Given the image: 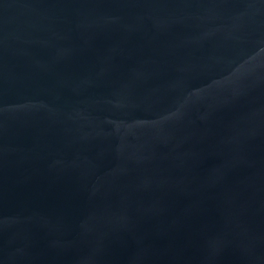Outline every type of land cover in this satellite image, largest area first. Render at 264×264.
<instances>
[{"label":"water","instance_id":"1","mask_svg":"<svg viewBox=\"0 0 264 264\" xmlns=\"http://www.w3.org/2000/svg\"><path fill=\"white\" fill-rule=\"evenodd\" d=\"M0 264H264V0H0Z\"/></svg>","mask_w":264,"mask_h":264}]
</instances>
